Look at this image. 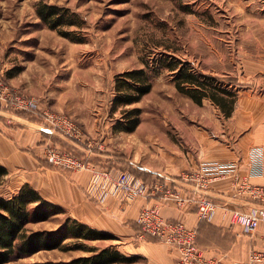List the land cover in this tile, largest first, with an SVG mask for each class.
<instances>
[{
  "label": "rangeland",
  "instance_id": "rangeland-1",
  "mask_svg": "<svg viewBox=\"0 0 264 264\" xmlns=\"http://www.w3.org/2000/svg\"><path fill=\"white\" fill-rule=\"evenodd\" d=\"M40 2L77 12L85 21L80 29L85 41H73L45 24L36 13ZM163 55L188 61L234 91L231 116H224L210 100L196 104L179 92L166 68L156 72L146 67ZM133 68L145 70L150 90L139 101L111 111L115 75ZM0 79L33 97L42 111L72 119L95 149L118 157L110 160L116 170L120 169L116 165L127 162L158 176L181 177L195 161L196 167L203 161H218L198 159L202 149L210 150L208 143L220 140L233 150L237 139L254 129L256 117L264 114V0H0ZM1 106L0 111H5L1 119L18 126L26 123L18 117H36ZM132 107L139 111L138 124L131 132L117 130L113 124L120 109ZM100 157V163L107 159ZM11 190L13 185L6 178L0 194ZM89 196L102 207L106 198L113 197ZM240 198L256 204L248 196ZM115 200L123 208L130 204ZM61 219L53 217L28 228H54ZM129 224L128 229L140 233L136 222ZM112 233L115 239L87 243L124 245V252L136 250L140 258L133 264L162 263L163 252L156 248L162 246L161 241L147 235L135 240ZM86 254L39 250L4 264L67 260Z\"/></svg>",
  "mask_w": 264,
  "mask_h": 264
},
{
  "label": "crops",
  "instance_id": "crops-1",
  "mask_svg": "<svg viewBox=\"0 0 264 264\" xmlns=\"http://www.w3.org/2000/svg\"><path fill=\"white\" fill-rule=\"evenodd\" d=\"M3 113L5 111H0V165L7 168L8 173L5 179L7 178V181L13 185V190L2 195L9 196L15 193L20 185L28 183L44 199L62 207L70 217L113 236L115 235L112 232H119L120 235L129 236L135 240L141 239L142 236L133 229H128L129 221L135 222V217L143 205L158 204L164 217L183 220L188 226L196 228V242L205 255L221 256L227 260H244L252 249L264 252V220L260 221L255 231L248 233L243 231L239 225L232 224L229 212L225 213L224 205L230 210L242 211H246L254 205L253 202L244 200L240 198V195L235 194L231 178L210 182L206 187L199 189L200 193L211 197L218 204L212 217L208 220L197 218L194 204L180 206L170 200L163 199L159 193L153 197H139L128 206L125 205L124 208L119 206L114 197H108L102 207L95 205L92 197L86 192L88 172L61 169L50 165L44 159V147L48 143L60 146L75 156L88 159L91 162H102L100 156L107 158L104 160L105 162H111L110 160L116 156L102 151L95 152L96 147L91 145L89 140H87L88 145L86 143L76 144L56 131H48L42 122L18 117L26 122L18 126L9 119H1L5 115ZM261 115L258 117L259 120L256 117L254 129L247 130L237 139V149L236 147H233V150L227 148L220 140L213 141L207 144L210 150L207 149L205 152L202 149L200 151L198 159H218L220 162L234 160L238 163L241 174L249 173L254 157H261L264 160V114L260 118ZM28 124H34L37 128ZM237 128L239 127L237 126ZM195 163L196 161L190 170L196 167ZM172 179L183 190L191 188V185L182 181L181 177ZM249 181L253 184H264V174L251 175ZM116 246L119 250L124 247V245L117 244ZM156 248L163 252L162 263L159 264H176L175 250L163 244ZM124 253L140 254L136 250H128Z\"/></svg>",
  "mask_w": 264,
  "mask_h": 264
},
{
  "label": "trees",
  "instance_id": "trees-1",
  "mask_svg": "<svg viewBox=\"0 0 264 264\" xmlns=\"http://www.w3.org/2000/svg\"><path fill=\"white\" fill-rule=\"evenodd\" d=\"M36 13L45 24L57 29L63 36L76 42L85 41V34L80 31L85 21L77 12L62 5L40 2ZM70 26H73L74 30L64 29ZM146 67L156 72L160 68H166L171 72L174 85L179 92L187 95L196 104H201L206 99L210 100L224 116H230L234 107L235 93L213 75L203 73L193 68L188 61L170 55L160 56L155 59L151 67L150 64H146ZM150 88L151 82L143 68H133L116 74L111 111L139 101ZM120 114L113 126L117 130L133 131L139 121L138 109L123 108L120 109ZM32 119L41 122L36 117ZM95 152L101 151L96 149ZM93 163L117 169L108 161ZM118 168L120 171H130L145 183L156 177L155 174L141 167H137L139 170L135 169L127 162L118 165ZM7 173V168L0 165V186L5 181ZM57 216H62V219L54 228H28L29 224L42 223ZM110 239L115 237L70 217L62 207L44 199L28 183L20 185L17 191L9 196L0 194V264L8 262L12 257H26L39 250L51 249L81 250L88 254L67 260H45L28 264H133L138 261L139 255L126 254L116 245L96 247L87 243L91 240Z\"/></svg>",
  "mask_w": 264,
  "mask_h": 264
},
{
  "label": "built area",
  "instance_id": "built-area-1",
  "mask_svg": "<svg viewBox=\"0 0 264 264\" xmlns=\"http://www.w3.org/2000/svg\"><path fill=\"white\" fill-rule=\"evenodd\" d=\"M0 105L13 111L33 113L43 120L47 129L58 132L76 144L87 141L83 139L81 128L72 119L66 115L42 111L33 97L10 88L1 79ZM43 153L50 164L74 171H87L89 178L85 189L88 195L104 200L111 194L125 205L139 197L148 198L159 193L163 199L180 206L194 204L199 220L210 219L218 206L211 197L200 193L199 189L210 182L230 177L235 194L248 196L256 203L247 211L230 210L223 206L225 213L229 212L230 222L239 225L243 231L252 233L260 221L264 220V184L249 181L251 175L264 174V160L261 157L253 158L250 171L246 174L239 172L238 163L234 160L203 161L198 167L181 175L182 181L191 185V188L183 190L171 177L156 175L145 183L127 171L93 164L88 159L79 158L49 143L45 145ZM135 222L140 228L141 236H151L175 250L176 264H262L264 261V252L257 249H252L244 260L205 255L196 242V228L188 226L183 220L164 217L158 204L143 205Z\"/></svg>",
  "mask_w": 264,
  "mask_h": 264
}]
</instances>
